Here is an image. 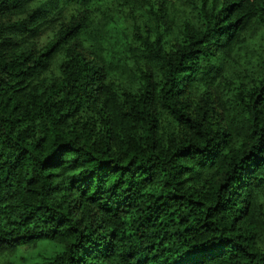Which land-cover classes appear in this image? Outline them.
<instances>
[{"label":"trees","instance_id":"trees-1","mask_svg":"<svg viewBox=\"0 0 264 264\" xmlns=\"http://www.w3.org/2000/svg\"><path fill=\"white\" fill-rule=\"evenodd\" d=\"M0 264H264V0H0Z\"/></svg>","mask_w":264,"mask_h":264},{"label":"rangeland","instance_id":"rangeland-1","mask_svg":"<svg viewBox=\"0 0 264 264\" xmlns=\"http://www.w3.org/2000/svg\"><path fill=\"white\" fill-rule=\"evenodd\" d=\"M55 250V247L48 243H42L37 246L35 250H25L21 252V255L31 257L33 260L41 261V259L51 255Z\"/></svg>","mask_w":264,"mask_h":264}]
</instances>
